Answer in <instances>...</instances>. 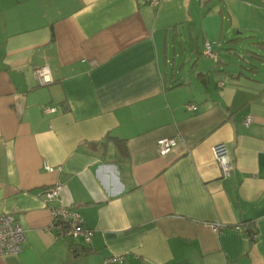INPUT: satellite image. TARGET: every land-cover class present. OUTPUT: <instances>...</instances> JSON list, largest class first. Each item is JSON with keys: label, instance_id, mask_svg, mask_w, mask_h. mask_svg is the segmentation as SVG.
Instances as JSON below:
<instances>
[{"label": "crops", "instance_id": "crops-1", "mask_svg": "<svg viewBox=\"0 0 264 264\" xmlns=\"http://www.w3.org/2000/svg\"><path fill=\"white\" fill-rule=\"evenodd\" d=\"M263 69L264 0H0V215L26 236L0 264H264ZM60 202L90 243L51 230Z\"/></svg>", "mask_w": 264, "mask_h": 264}, {"label": "built area", "instance_id": "built-area-1", "mask_svg": "<svg viewBox=\"0 0 264 264\" xmlns=\"http://www.w3.org/2000/svg\"><path fill=\"white\" fill-rule=\"evenodd\" d=\"M144 3L153 7L160 5L162 0H143ZM204 54L216 58L217 55L212 49V44L207 42ZM35 74L44 85L51 82L50 68L48 66H40L35 69ZM189 110H196L197 106L192 103L186 105ZM55 107L47 106L45 111H55ZM253 122V118L248 116L244 120V125L249 126ZM178 138H161L157 141V149L161 155H166L177 145ZM212 153L216 161L221 166L224 175H230L233 169V162L225 143H217L212 147ZM43 168L49 172H57L61 167L53 166L49 162H43ZM64 190L62 183H57L48 187L44 196L46 202H58ZM51 207L52 222L51 230L60 238L78 239L83 238L90 243L93 236V230L85 227V220L82 214L74 207L65 205L62 202L53 204ZM240 228V227H239ZM255 231V227L253 228ZM256 237V235H254ZM26 236L22 225L17 221L14 215H0V255L16 254L23 250ZM103 264H125L124 255H115L104 259ZM226 264H236L235 262H227Z\"/></svg>", "mask_w": 264, "mask_h": 264}, {"label": "trees", "instance_id": "trees-1", "mask_svg": "<svg viewBox=\"0 0 264 264\" xmlns=\"http://www.w3.org/2000/svg\"><path fill=\"white\" fill-rule=\"evenodd\" d=\"M217 58V57H216ZM115 140H116V142L118 143V145L120 146V148H121V150L125 153V154H127L128 153V146H127V143H126V140L125 139H123V138H115ZM246 224H248V229H247V231L250 233V236H251V239H255V237H254V234L256 233L255 231H254V225H255V223L254 222H252V221H247L246 222Z\"/></svg>", "mask_w": 264, "mask_h": 264}, {"label": "rangeland", "instance_id": "rangeland-1", "mask_svg": "<svg viewBox=\"0 0 264 264\" xmlns=\"http://www.w3.org/2000/svg\"><path fill=\"white\" fill-rule=\"evenodd\" d=\"M253 63L257 64L258 62L256 60H253ZM263 73H264V69L260 72V75L263 76Z\"/></svg>", "mask_w": 264, "mask_h": 264}, {"label": "bare ground", "instance_id": "bare-ground-1", "mask_svg": "<svg viewBox=\"0 0 264 264\" xmlns=\"http://www.w3.org/2000/svg\"><path fill=\"white\" fill-rule=\"evenodd\" d=\"M146 4V3H145ZM149 5V4H148ZM193 111V110H192Z\"/></svg>", "mask_w": 264, "mask_h": 264}]
</instances>
